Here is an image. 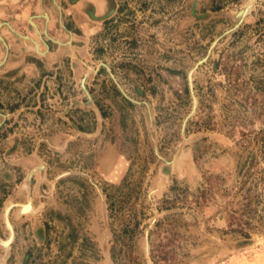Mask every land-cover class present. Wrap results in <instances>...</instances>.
<instances>
[{
	"label": "rangeland",
	"instance_id": "374dc122",
	"mask_svg": "<svg viewBox=\"0 0 264 264\" xmlns=\"http://www.w3.org/2000/svg\"><path fill=\"white\" fill-rule=\"evenodd\" d=\"M0 264H264V0H0Z\"/></svg>",
	"mask_w": 264,
	"mask_h": 264
}]
</instances>
